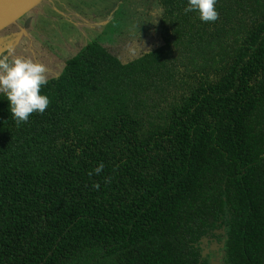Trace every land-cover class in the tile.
Instances as JSON below:
<instances>
[{"label":"trees","instance_id":"1","mask_svg":"<svg viewBox=\"0 0 264 264\" xmlns=\"http://www.w3.org/2000/svg\"><path fill=\"white\" fill-rule=\"evenodd\" d=\"M157 1L158 47L87 43L26 122L0 95V264H208L218 223L264 264V0Z\"/></svg>","mask_w":264,"mask_h":264},{"label":"rangeland","instance_id":"2","mask_svg":"<svg viewBox=\"0 0 264 264\" xmlns=\"http://www.w3.org/2000/svg\"><path fill=\"white\" fill-rule=\"evenodd\" d=\"M134 1L43 0L0 31V51L10 59L22 57L42 63L47 78L56 76L62 71L68 59L87 43L97 40L101 31L105 29L106 33L101 41L106 42L111 51L118 46L125 47V42L120 43L123 40L120 36L126 27L125 22L122 24L123 18H119V14L121 7H125L124 14H128L129 17L135 16L137 3ZM149 1L153 0H144L139 4L144 11L146 25L151 19L150 12L156 13L155 19L159 15L156 5H151ZM153 3L155 4V0ZM144 36L147 43L144 50L146 52L150 50L149 43L153 36L155 45L158 44L157 26L154 27V31L150 27V36L146 32ZM138 38L140 39V35ZM55 63H60V70L55 67Z\"/></svg>","mask_w":264,"mask_h":264},{"label":"clouds","instance_id":"3","mask_svg":"<svg viewBox=\"0 0 264 264\" xmlns=\"http://www.w3.org/2000/svg\"><path fill=\"white\" fill-rule=\"evenodd\" d=\"M217 0H187L185 12H195L203 22L218 18ZM155 22V21H154ZM42 63L22 57L11 59L0 53V95L8 101V109L17 124L26 122L32 113H43L49 98L42 94V86L48 83ZM103 164H98V173Z\"/></svg>","mask_w":264,"mask_h":264},{"label":"flooded vegetation","instance_id":"4","mask_svg":"<svg viewBox=\"0 0 264 264\" xmlns=\"http://www.w3.org/2000/svg\"><path fill=\"white\" fill-rule=\"evenodd\" d=\"M153 1L152 2L149 1V3L151 5H154V6L156 5L155 7H157V9H158L159 15L155 19L156 13L150 12L149 16L151 19L149 20L150 22L147 25L144 24L145 23L144 11L142 10V8L139 5L141 2H144V0H135L134 1L135 3H137V5H136L137 6V9H136L137 13L135 16L129 17L128 14H124L125 12L123 13L124 15L122 17L123 18L122 24H124V22H125L126 30L121 33L120 37L123 40L120 43L125 42V47L119 48L120 46H118L116 49H114V51H111L109 49V46L106 45L108 51L111 52V54H113L114 56H116L120 61L125 63V62H128L131 59H134L137 56H140L141 54L144 53L145 47L147 46L144 33L146 32L150 36V27L152 28V31H154V27L157 26V33H158V38H156V40L158 41V44L155 45L154 40H153L154 36H153V39L150 40V43L148 42L150 49H153V48L158 47L160 45L161 36H160V24H159V22H160V17H161V13H160L161 8H160L157 0H155V4L153 3ZM61 5H62V3H61ZM148 25H149V27H148ZM144 28H147V29L144 30ZM105 33H106V29L104 31H101L99 38H96V39L101 40ZM138 35H140V39L138 38ZM111 37H112V35H111ZM66 62H65V64H66ZM65 64H64V66H65ZM64 66H63V68H64ZM55 67L58 70H60V63L59 64L55 63ZM50 69H51V67H50ZM50 69H48V70H50ZM61 72H59L56 76H58ZM56 76H53V77H56ZM50 78H52V77H50ZM47 79H49V78H47ZM263 155H264V153H263ZM254 228L257 229L259 231V233H261L263 238H264V221H263V223H260L259 225H255L253 227V229ZM228 232H229V227H227L225 224L218 223L217 229H214L211 233H209L208 235H205L201 238V242H200L201 255L204 259H206L208 261V264H227L226 263V256H227V241L229 238ZM263 242H264V239H263ZM262 249H263V254H264V246L262 247Z\"/></svg>","mask_w":264,"mask_h":264},{"label":"water","instance_id":"5","mask_svg":"<svg viewBox=\"0 0 264 264\" xmlns=\"http://www.w3.org/2000/svg\"><path fill=\"white\" fill-rule=\"evenodd\" d=\"M43 0H0V31L39 5ZM1 53V51H0Z\"/></svg>","mask_w":264,"mask_h":264}]
</instances>
